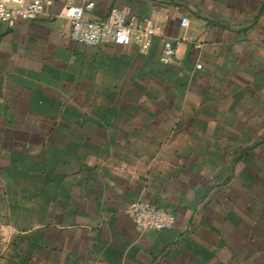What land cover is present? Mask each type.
<instances>
[{
	"label": "crops",
	"instance_id": "crops-1",
	"mask_svg": "<svg viewBox=\"0 0 264 264\" xmlns=\"http://www.w3.org/2000/svg\"><path fill=\"white\" fill-rule=\"evenodd\" d=\"M51 1L0 28V178L34 264H264V0H75L159 25L149 50L73 41ZM136 201L175 226L141 230Z\"/></svg>",
	"mask_w": 264,
	"mask_h": 264
},
{
	"label": "built area",
	"instance_id": "built-area-1",
	"mask_svg": "<svg viewBox=\"0 0 264 264\" xmlns=\"http://www.w3.org/2000/svg\"><path fill=\"white\" fill-rule=\"evenodd\" d=\"M51 4V0L30 3H25V0H0V28L5 23L13 27L17 19L36 20L46 13L47 7ZM92 8V1L81 5L75 0H66L63 5L59 17L70 21V38L73 41L90 47L134 45L142 50H149L154 38L162 33L159 25L147 19L128 15L116 7L112 8L103 19H88L86 12ZM182 26L187 27L186 19L182 20ZM180 43L179 39L163 40L161 63L169 65L177 62ZM196 69H202V65L197 64ZM127 213L135 225L143 231L169 230L176 223L173 213L146 201L133 202L128 207Z\"/></svg>",
	"mask_w": 264,
	"mask_h": 264
},
{
	"label": "rangeland",
	"instance_id": "rangeland-1",
	"mask_svg": "<svg viewBox=\"0 0 264 264\" xmlns=\"http://www.w3.org/2000/svg\"><path fill=\"white\" fill-rule=\"evenodd\" d=\"M6 190L0 178V264H34L35 242L27 236L35 226V215L29 217L34 208Z\"/></svg>",
	"mask_w": 264,
	"mask_h": 264
}]
</instances>
